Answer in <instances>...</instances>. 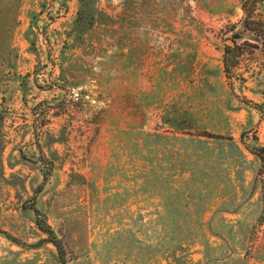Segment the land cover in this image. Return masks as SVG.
Instances as JSON below:
<instances>
[{"label": "rangeland", "instance_id": "rangeland-1", "mask_svg": "<svg viewBox=\"0 0 264 264\" xmlns=\"http://www.w3.org/2000/svg\"><path fill=\"white\" fill-rule=\"evenodd\" d=\"M244 1L0 0V264H264Z\"/></svg>", "mask_w": 264, "mask_h": 264}, {"label": "trees", "instance_id": "trees-1", "mask_svg": "<svg viewBox=\"0 0 264 264\" xmlns=\"http://www.w3.org/2000/svg\"><path fill=\"white\" fill-rule=\"evenodd\" d=\"M257 4L263 5V9L259 12L256 11L258 7ZM241 9L244 14V18L242 21L244 25V30L248 31L251 39V40L246 39L242 43L252 48L260 47V50L264 53V0H259V2L257 0H245L242 3ZM231 41L233 45L226 44L224 57H223L224 69L227 74L231 73L230 69L232 67V63H230L229 57L232 56V54L235 55V53L238 52L239 48L241 47V45L236 43L235 39H231ZM49 171H50V166L44 172L43 181H45ZM40 189L41 186L38 187L37 191H39ZM30 208L33 210L35 214L36 217L35 223L37 227L47 236L46 238H43L38 242L27 245L31 247H36L41 242L44 241L51 242L57 250L59 264H67L65 248L60 238L57 237L53 228L47 222L45 214L39 208H37L34 203L30 205ZM0 233H2L7 239L11 240L12 242L18 244H24V242L20 241L18 238H16L15 236H13L12 234L8 233L5 230H0Z\"/></svg>", "mask_w": 264, "mask_h": 264}]
</instances>
